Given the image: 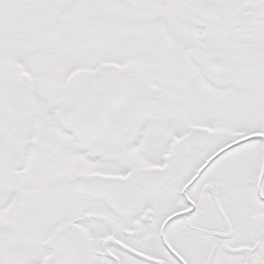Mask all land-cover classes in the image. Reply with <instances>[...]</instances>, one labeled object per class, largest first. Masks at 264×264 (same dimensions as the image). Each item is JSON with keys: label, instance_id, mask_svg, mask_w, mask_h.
<instances>
[{"label": "snow or ice", "instance_id": "6c2138e0", "mask_svg": "<svg viewBox=\"0 0 264 264\" xmlns=\"http://www.w3.org/2000/svg\"><path fill=\"white\" fill-rule=\"evenodd\" d=\"M0 264H264V0H0Z\"/></svg>", "mask_w": 264, "mask_h": 264}]
</instances>
